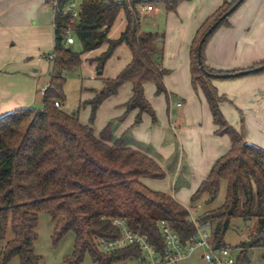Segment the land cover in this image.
Here are the masks:
<instances>
[{"label": "trees", "instance_id": "16d2710c", "mask_svg": "<svg viewBox=\"0 0 264 264\" xmlns=\"http://www.w3.org/2000/svg\"><path fill=\"white\" fill-rule=\"evenodd\" d=\"M70 1L74 0H58L51 59L53 71L47 92L42 96L43 107L17 109L0 116V264H10L15 258L19 264H41L42 257L36 253L35 242L39 236L40 214L44 212L51 218L55 244L69 233L74 235L73 252L65 258V264H82L86 255L96 264H120L141 258L139 245L111 253L101 250L100 239L121 236L113 225L115 219L125 220L132 231L147 236L160 252L165 250L159 227L161 221L177 233L183 244L188 243L198 229H210L207 231L212 235L214 248H229L224 237L235 219L256 222L255 242L262 240L264 149L246 141L243 121L240 129L229 124L221 108L228 99L219 94L213 82L222 78L221 75L240 71L262 68L250 74L264 73V62L246 70L223 72L209 67L204 60L206 45L218 29L229 25L233 13L220 19L239 0L225 2L203 23L191 49L193 86L200 88L205 96L216 134L227 135L232 144L231 150L214 163L209 176L191 199L192 204L203 196L215 199L221 182L225 181V203L204 213L195 222L189 209L171 195L155 191L143 182L165 177L153 159L127 147L122 138H115L110 126L97 136L75 113H66L55 106L56 101L64 98L66 73L82 64V55L106 46L101 55L90 61L96 64L98 75H102L117 48L126 45L132 54L131 62L115 78L104 79L102 92L86 103L91 107L90 124L94 123L104 101L125 84H131L133 91L125 114L138 110L136 125L141 123L144 113L156 121L155 111L145 96V86L153 83L156 94L166 93L164 77L168 70L161 67L157 57L162 53L159 35L141 29L137 7L147 1L79 0V18L74 24L70 22L71 14L63 13ZM182 1L159 0L168 11H174ZM122 11L126 14L127 27L118 39L112 40L109 34ZM70 27L81 51L66 45L65 32ZM205 36L201 65L198 47ZM230 78L233 77H226ZM244 258L242 251L237 255V264H242Z\"/></svg>", "mask_w": 264, "mask_h": 264}, {"label": "crops", "instance_id": "0c3cea01", "mask_svg": "<svg viewBox=\"0 0 264 264\" xmlns=\"http://www.w3.org/2000/svg\"><path fill=\"white\" fill-rule=\"evenodd\" d=\"M52 1L0 0V116L32 105L37 90L36 80L50 68L53 57L51 51L55 46ZM144 1L147 2L137 7L140 23L151 18L156 30L142 31L157 33L160 37L158 44L159 48L162 47V53L157 57L161 67L168 70L164 77L166 93L162 94L168 101L171 96L179 95L177 109L168 105L167 111L163 108L162 112V109L155 107L160 119L153 122L144 113L141 123L134 126L139 112L136 110L125 114L126 104L133 94L132 85L125 84L100 106H110L111 111L110 120L103 129L99 133L95 130L97 114L94 123L90 124L89 121L87 125L92 127L97 136L110 126L115 138H122L127 147L153 159L166 176L169 172L165 163L178 154L179 162L171 170H174L172 175L175 185L180 183L181 176H186L191 179V187L164 193L188 209L189 201L209 176L214 163L232 147L227 135L216 134L210 107L202 91L199 93L194 90L191 74V49L199 29L225 2L232 0H184L174 11H168L159 0ZM144 6H152L153 10L141 11ZM127 23L126 14L122 11L109 38L118 39ZM106 48L104 46L96 51H102L101 55ZM130 55L132 60L131 52ZM89 58H94L93 54L87 58L88 62ZM204 60L209 67L223 72L246 70L264 62V0H245L239 6L230 16L229 25L218 29L206 45ZM92 76L99 79L96 68ZM110 78L113 77L101 79ZM49 83L50 80L47 85ZM214 86L220 95L228 99L221 104V108L229 124L240 129L243 121L246 141L257 143L264 149V73L215 79ZM103 88V80L96 83L89 99H94ZM123 90L125 99L120 105H114L118 102L117 95ZM111 100L114 104L106 105L111 104ZM134 142H138L143 150ZM143 182L149 186L147 179ZM181 264L206 262L200 252Z\"/></svg>", "mask_w": 264, "mask_h": 264}, {"label": "rangeland", "instance_id": "374dc122", "mask_svg": "<svg viewBox=\"0 0 264 264\" xmlns=\"http://www.w3.org/2000/svg\"><path fill=\"white\" fill-rule=\"evenodd\" d=\"M152 24H153L152 19L147 18L143 22V24H141L142 30L144 31L156 30V28H154ZM72 36L76 37L75 32L72 33ZM73 47L74 49H76V51H81V45L78 42L75 45H73ZM51 52H54V49ZM100 52L95 51L93 53H87L82 55V60H83L82 64L67 72L65 76L66 82L63 87L64 98L60 100L62 104L61 110L69 114L75 113L79 118V121L84 125H87L91 118V108L89 106H85L86 103L90 100L89 98L91 96L90 95L91 89L95 86L96 83L102 80L104 83V79H101L102 77L115 78L123 70V67H125L131 60L130 51L127 48V46L126 45L119 46L115 51L114 55L112 56V58L107 62L103 74L98 75L99 79H94L92 76V72L93 70L95 71L96 67L94 63L91 64L90 62H88L87 58L91 54H93L94 58L98 57V55H100ZM94 58H89L88 60L91 61ZM48 71L46 70L45 74L42 75L40 78H38V80H36L37 90L35 92V99L32 105H30L29 107L35 109H41L43 107L42 105L43 95L41 93V89L46 88L48 81L51 79V73L53 71L52 61L50 62V68L48 69ZM193 88L197 92L201 93L200 88L196 89L194 86ZM145 96L152 103L151 106L155 111L156 120H158V118L160 119V117H158V110L155 109V107L162 109V112L164 108V111L166 112L168 105H172L174 106L175 109H177V103L180 101V97L177 94L175 96H171L169 101L164 94L162 95L156 94L155 85L153 83L147 84ZM117 97L119 104H117L118 102L114 104V101L111 100V104L108 103L106 105H113V104L120 105L122 100L125 99V91L123 90V93L120 92L117 95ZM108 100L109 99L107 98L105 102ZM101 107L97 113V120L95 123V130L97 133H99V131L103 129L106 122L109 121L111 117L110 115L111 111L109 110L110 106H106L105 108H101ZM178 109L180 110L181 108ZM118 110L119 109H117V111ZM146 116L148 118H151L150 115L148 114H146ZM134 126H138V125L134 123ZM132 130L133 129H131L130 131L132 132ZM132 135L133 134L131 133V136ZM134 144H136V146L141 148L138 142H134ZM251 144H254V142H252ZM256 144L257 143H255L254 145ZM257 146L260 147L261 145L258 144ZM177 157L176 158L174 157L173 159L168 160V163H165L166 169L168 170L169 173L167 174V176L165 175L163 179H147L148 180L147 184L150 187H152L153 190L164 192L167 190L178 191L181 188L190 189L189 187H191L190 185L191 179L189 180L186 176L184 177L181 176L179 178L180 183L179 184L177 183L175 185V180L172 175L174 170L173 171L171 170L175 168L176 163L179 162V159ZM226 194H227V183L223 181L220 184L219 193L215 199H210L208 196H203L202 199L197 203L192 204L191 201H189L188 209L190 211V217L192 221H196L201 215H203L206 212L220 208L225 203ZM256 227H257L256 222L251 224L250 222L245 223L242 219H235L231 222L230 229L228 230L227 234L224 237L225 244L229 248H232L235 255H238L239 253L244 251L246 258H244L242 264L264 263V236L262 240H260L258 243L255 242V240L257 239V237L255 236ZM242 243H245L243 248H239ZM73 248H74V235L72 233L67 234L62 240L59 241V243L55 244L53 239V225L51 222V218L49 214L45 212L41 213L40 223H39V236L35 242L36 253L42 257L41 264H65V258L72 254ZM10 264H19V260L15 258L10 262ZM82 264H96V263L92 261L89 255H86Z\"/></svg>", "mask_w": 264, "mask_h": 264}, {"label": "built area", "instance_id": "2783aa9c", "mask_svg": "<svg viewBox=\"0 0 264 264\" xmlns=\"http://www.w3.org/2000/svg\"><path fill=\"white\" fill-rule=\"evenodd\" d=\"M79 4V0L70 1L63 9V13L71 14L70 22L72 24L79 18ZM51 7L56 14L59 10L58 0H53ZM152 10V6L141 8V11ZM72 33V27L65 32L66 45H75L77 43L76 37L72 36ZM48 87L49 85L41 89L42 95L47 92ZM55 106L59 109L62 108L60 101H56ZM113 225L119 229L121 236L116 239H100L98 243L103 252L111 253L132 245H139L142 251L141 258H132L120 264H181L192 259L200 252L206 264H237V255L232 249L226 247L214 248L212 235L207 230L198 229L191 240L183 244L177 233L173 232L165 221H161L159 227L165 241V250L160 252L149 242L147 236L132 231L125 220L115 219Z\"/></svg>", "mask_w": 264, "mask_h": 264}, {"label": "water", "instance_id": "95a60500", "mask_svg": "<svg viewBox=\"0 0 264 264\" xmlns=\"http://www.w3.org/2000/svg\"><path fill=\"white\" fill-rule=\"evenodd\" d=\"M245 0H239L229 11L228 13H226L221 19L220 21L224 20L226 17H228L229 15H231L232 13H234L236 11V9L244 2ZM216 23L215 26H217L219 24V22ZM215 26L213 28H211L209 30V32L206 34V36L208 34H210L213 29L215 28ZM206 36L203 37V39L201 40L200 44H199V47H198V59H199V64L202 65V60H201V52H202V44L204 43L205 39H206ZM202 69H203V66H202ZM262 68H258L256 70H246V71H240V72H237V73H234V74H229V75H221L222 78H226V77H241V76H245V75H249L250 73L252 72H255V71H258V70H261Z\"/></svg>", "mask_w": 264, "mask_h": 264}]
</instances>
